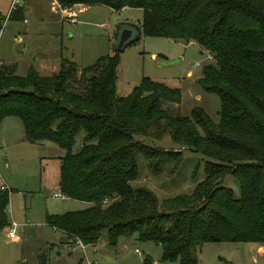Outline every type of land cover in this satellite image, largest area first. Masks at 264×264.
Here are the masks:
<instances>
[{
	"label": "trees",
	"instance_id": "1",
	"mask_svg": "<svg viewBox=\"0 0 264 264\" xmlns=\"http://www.w3.org/2000/svg\"><path fill=\"white\" fill-rule=\"evenodd\" d=\"M55 2L61 10L76 4L139 8L141 35L195 42L213 60L197 82L218 96L220 107L217 122L200 106L181 115L169 106L179 103L180 90L146 77L115 96L119 52L114 50L80 68L60 58L49 75L38 74L32 64L20 75L13 64H0V121L17 117L26 142L48 141L63 149L58 191L91 202L81 210L46 215L45 223L82 245L93 244L102 229L109 246L135 233L137 240L160 247L161 261L176 264H197L199 247L207 242L264 244V0ZM21 10L17 5L7 19L21 18ZM2 21L0 15V27ZM80 129L81 143L72 153ZM164 132L216 162H205L204 177L190 192L158 202L151 189L128 181L136 176L138 154L152 171L179 158L180 151L133 138L159 139ZM227 173L238 181L239 196L221 184ZM7 193L0 186V230L9 222ZM39 264H46L43 258Z\"/></svg>",
	"mask_w": 264,
	"mask_h": 264
},
{
	"label": "rangeland",
	"instance_id": "2",
	"mask_svg": "<svg viewBox=\"0 0 264 264\" xmlns=\"http://www.w3.org/2000/svg\"><path fill=\"white\" fill-rule=\"evenodd\" d=\"M10 0H0V62L14 65L23 74L27 65L35 61L50 63L64 58L77 68L87 66L99 56L111 54L115 39L114 28L127 22L139 28L141 10L122 8L112 10L101 5L59 11L52 0H19L21 18L7 19ZM74 13H73V12ZM75 16L73 22L62 15ZM211 54L195 42L164 37L139 35L118 53L115 70V96L127 94L141 77L180 90L178 104L169 105L174 112L187 115L194 106L202 107L210 119H219V98L205 92L198 84L202 67L212 63ZM50 64V65H51ZM50 69V68H48ZM48 71H41L46 73ZM187 72L190 75H187ZM198 97V98H197ZM151 133L154 129L150 128ZM83 130L76 132L71 152L78 150ZM133 138L147 146L166 151H180L175 161L165 160L152 171L148 160L136 156L137 173L128 181L131 186L143 185L151 189L158 202L181 192H190L204 177L207 161L216 162L187 147L175 144L164 132L159 139L139 134ZM64 150L48 141L28 143L23 138L20 120L14 116L0 121V185L8 193L6 213L8 221L16 223L14 236L8 238V228L0 230V264H176L160 260V247L151 241H139L135 233L120 236L113 246L106 240L105 229L100 230L94 244L67 243L59 230L45 223V216L87 208L91 202L58 192L57 178L60 157ZM222 185L239 196L235 177L227 173ZM104 204V203H103ZM264 264V250L248 242H207L198 250L197 264Z\"/></svg>",
	"mask_w": 264,
	"mask_h": 264
},
{
	"label": "water",
	"instance_id": "3",
	"mask_svg": "<svg viewBox=\"0 0 264 264\" xmlns=\"http://www.w3.org/2000/svg\"><path fill=\"white\" fill-rule=\"evenodd\" d=\"M141 34L140 28L131 23H118L114 28V43L112 50L122 51L124 47L134 42Z\"/></svg>",
	"mask_w": 264,
	"mask_h": 264
},
{
	"label": "crops",
	"instance_id": "4",
	"mask_svg": "<svg viewBox=\"0 0 264 264\" xmlns=\"http://www.w3.org/2000/svg\"><path fill=\"white\" fill-rule=\"evenodd\" d=\"M82 5H79V4H76V5H73L72 7L73 8H75V7H78V9H77V11L78 10H80V9H82L83 7H81ZM72 7H70V8H66V9H59V11L60 12H62V11H65V10H67V11H71L70 9L72 8ZM73 12V11H72ZM74 13V12H73ZM62 15V14H61ZM62 17H63V15H62ZM75 17V16H74ZM73 17V18H74ZM64 19H68V21H69V18H66V17H64ZM74 20V19H73ZM44 61H42V62H39L38 63V61H35V65H32L33 67H34V69L36 70V72L38 73V74H40V75H49V74H51V73H54L56 70H57V68H58V63H59V60L57 61V62H55V63H50L49 65L47 64V62H45V63H43ZM1 64H3L2 62H0ZM29 65V64H28ZM27 65V66H28ZM48 68H50V69H48ZM41 71H48V72H46V73H48V74H44V73H41ZM187 75L189 76L190 75V73L189 72H187ZM198 98V97H197ZM0 186H2V185H0ZM61 234L64 236V234L61 232ZM65 238V237H64ZM66 240V242L67 243H72V241H69V240H67V239H65ZM94 244V243H93ZM253 244H255L256 245V248L258 249V250H261V251H263L264 250V244H261V243H253ZM92 245V244H91ZM153 264H157L156 262H153Z\"/></svg>",
	"mask_w": 264,
	"mask_h": 264
},
{
	"label": "built area",
	"instance_id": "5",
	"mask_svg": "<svg viewBox=\"0 0 264 264\" xmlns=\"http://www.w3.org/2000/svg\"><path fill=\"white\" fill-rule=\"evenodd\" d=\"M52 2H53V4H55L57 7H58V5L56 4V2H55V0H52ZM19 0H10L9 1V3H8V6H7V10H6V16H7V14H9V12L10 11H12L17 5H19ZM63 17H66V18H69V22H73L74 20H73V17L74 16H72V15H63ZM1 64V63H0ZM53 195H58L59 194V196H62V194L58 191V192H53L52 193ZM6 228H8V230H7V232H6V236L8 237V238H11V237H13L14 236V233H15V228H16V223L15 222H13L12 220H10L9 222H8V225H7V227ZM5 228V229H6ZM74 243H76L82 250H83V245L80 243V241H78V240H75L74 241Z\"/></svg>",
	"mask_w": 264,
	"mask_h": 264
}]
</instances>
